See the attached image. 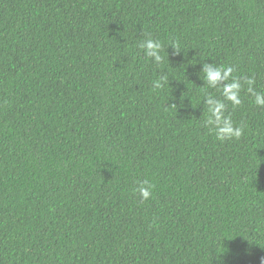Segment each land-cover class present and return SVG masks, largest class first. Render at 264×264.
Here are the masks:
<instances>
[{"label":"trees","instance_id":"trees-1","mask_svg":"<svg viewBox=\"0 0 264 264\" xmlns=\"http://www.w3.org/2000/svg\"><path fill=\"white\" fill-rule=\"evenodd\" d=\"M205 63L233 68L240 105ZM245 78L264 93V0H0V264H264ZM208 95L239 139L208 127Z\"/></svg>","mask_w":264,"mask_h":264},{"label":"clouds","instance_id":"clouds-1","mask_svg":"<svg viewBox=\"0 0 264 264\" xmlns=\"http://www.w3.org/2000/svg\"><path fill=\"white\" fill-rule=\"evenodd\" d=\"M162 47L161 42L152 38L143 41L141 44V48L145 50L146 55L154 57L157 63H160L163 59L160 54ZM177 51L179 50L177 49ZM232 74L233 68L224 65L205 63L202 69V78L206 81V84L211 88L220 90L224 100L230 101L233 107H235L242 103L241 89L243 84L240 79L235 78ZM243 83L249 85L248 91L252 92L255 96V103L257 105H264V93L253 91L252 85L254 81L245 78ZM153 87L157 89L163 87L161 80H156ZM224 100H219L213 95L207 96L205 103L210 114L207 117V125L221 141L231 140L233 138L239 139L243 135L244 128L243 126L234 124L230 114H225L226 104ZM153 188L154 185L148 180H144L139 183L138 191L141 197L147 200L151 196Z\"/></svg>","mask_w":264,"mask_h":264}]
</instances>
